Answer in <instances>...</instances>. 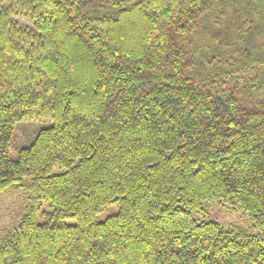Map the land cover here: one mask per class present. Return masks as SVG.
<instances>
[{"label": "trees", "instance_id": "16d2710c", "mask_svg": "<svg viewBox=\"0 0 264 264\" xmlns=\"http://www.w3.org/2000/svg\"><path fill=\"white\" fill-rule=\"evenodd\" d=\"M6 192L0 264H264V0H0Z\"/></svg>", "mask_w": 264, "mask_h": 264}, {"label": "rangeland", "instance_id": "374dc122", "mask_svg": "<svg viewBox=\"0 0 264 264\" xmlns=\"http://www.w3.org/2000/svg\"><path fill=\"white\" fill-rule=\"evenodd\" d=\"M50 123L38 121H22L15 125V139L11 148V154L16 155L18 149L29 146L35 139L37 133L49 127ZM28 206L27 196L23 193L13 195L8 192L0 194V236L6 231L18 226ZM204 217L197 216L198 221H215L225 228H239L249 234H257L252 227V222L243 216L242 212L235 210L230 205L211 203L204 205ZM117 207L104 211L99 216V221L116 214Z\"/></svg>", "mask_w": 264, "mask_h": 264}]
</instances>
